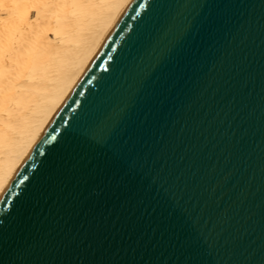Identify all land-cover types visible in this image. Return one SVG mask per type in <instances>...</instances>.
<instances>
[{
    "label": "water",
    "instance_id": "95a60500",
    "mask_svg": "<svg viewBox=\"0 0 264 264\" xmlns=\"http://www.w3.org/2000/svg\"><path fill=\"white\" fill-rule=\"evenodd\" d=\"M0 264H264V0H132L1 199Z\"/></svg>",
    "mask_w": 264,
    "mask_h": 264
},
{
    "label": "bare ground",
    "instance_id": "6f19581e",
    "mask_svg": "<svg viewBox=\"0 0 264 264\" xmlns=\"http://www.w3.org/2000/svg\"><path fill=\"white\" fill-rule=\"evenodd\" d=\"M132 0H0V201Z\"/></svg>",
    "mask_w": 264,
    "mask_h": 264
}]
</instances>
